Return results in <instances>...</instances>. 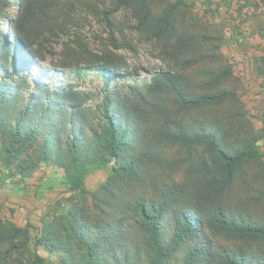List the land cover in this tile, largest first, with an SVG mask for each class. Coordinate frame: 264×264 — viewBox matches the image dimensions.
I'll return each instance as SVG.
<instances>
[{"label": "trees", "instance_id": "16d2710c", "mask_svg": "<svg viewBox=\"0 0 264 264\" xmlns=\"http://www.w3.org/2000/svg\"><path fill=\"white\" fill-rule=\"evenodd\" d=\"M112 2L168 66L137 86L119 83L132 77L124 58L76 34L94 0H0V186L49 166L71 193L40 218L35 250L30 222L0 218V264H264L261 137L229 87L223 38L187 24L186 0ZM245 3L264 16V0ZM58 46L51 68L35 63ZM67 70L103 85H55Z\"/></svg>", "mask_w": 264, "mask_h": 264}, {"label": "rangeland", "instance_id": "374dc122", "mask_svg": "<svg viewBox=\"0 0 264 264\" xmlns=\"http://www.w3.org/2000/svg\"><path fill=\"white\" fill-rule=\"evenodd\" d=\"M94 2L98 4L99 12L81 13V24L75 32L79 39L88 44L92 52L110 51L125 59L132 77L120 80V84L137 86L146 80L149 81L154 70L168 68L160 56L157 45L135 29L136 21L130 10L117 9L112 0ZM245 2L246 0H186L189 7L184 8V15L187 24L193 26L196 31L223 38L222 52L234 70L229 87L236 91L244 103L248 118L261 137L260 149L264 160V71L259 67L260 59L264 55V16L262 8L256 9L251 5H245ZM161 3L160 1L158 5ZM13 8L11 6L7 10L14 18ZM6 28L8 29V26ZM62 49V46H58L57 54L48 55L45 63L41 64L38 61L35 63L46 70L51 68V63L62 57ZM26 51L25 47L21 49L22 54ZM34 72L39 76L37 70ZM67 72L56 77L54 84L72 85L84 91L98 90L103 85L102 77L94 71L79 77L70 73V70ZM109 173L110 168L94 171L86 180L87 188L95 190ZM3 178L4 173L0 166V182ZM1 187L13 189L14 192L21 191L24 187L26 193L23 197L30 204L37 205L36 209L42 208V216L59 204H66L71 196L65 184L63 171L49 166H43L36 177L33 176L24 182L17 177L7 179L6 185ZM10 197L11 195L0 196L4 200L3 202L0 200V217L5 221H9L7 216L11 215L12 208L5 205V202L15 204ZM39 228V225H34L32 229V250L36 248L35 240ZM37 251L44 257L55 259L40 248Z\"/></svg>", "mask_w": 264, "mask_h": 264}, {"label": "crops", "instance_id": "0c3cea01", "mask_svg": "<svg viewBox=\"0 0 264 264\" xmlns=\"http://www.w3.org/2000/svg\"><path fill=\"white\" fill-rule=\"evenodd\" d=\"M37 174L38 171L34 174V176L36 177ZM21 189L23 190L14 192L13 189H6L0 186V196L4 197L5 195H11L10 200L15 203L11 204L8 201L5 202V205H9L12 207L10 209L11 215L9 214L7 216V219L21 227L26 226L29 222L33 226H40V216H42V208L36 209L37 205L35 206L34 204H30L29 202H27L25 200V197H23L26 191L24 190V187ZM0 200H2V202L4 201L1 198Z\"/></svg>", "mask_w": 264, "mask_h": 264}]
</instances>
